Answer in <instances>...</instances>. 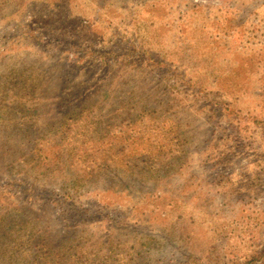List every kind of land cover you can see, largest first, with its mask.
<instances>
[{
    "label": "rangeland",
    "instance_id": "obj_1",
    "mask_svg": "<svg viewBox=\"0 0 264 264\" xmlns=\"http://www.w3.org/2000/svg\"><path fill=\"white\" fill-rule=\"evenodd\" d=\"M0 264H264V0H0Z\"/></svg>",
    "mask_w": 264,
    "mask_h": 264
}]
</instances>
